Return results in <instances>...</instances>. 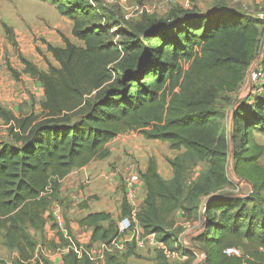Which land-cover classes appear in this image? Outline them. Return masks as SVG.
Masks as SVG:
<instances>
[{"label": "trees", "instance_id": "obj_1", "mask_svg": "<svg viewBox=\"0 0 264 264\" xmlns=\"http://www.w3.org/2000/svg\"><path fill=\"white\" fill-rule=\"evenodd\" d=\"M40 1L72 23L71 36L79 44L62 34L63 47L44 42L58 68L46 61L43 72L17 51L13 30L0 23V42L5 36L17 51L22 73L43 90L39 115L16 118L0 106V119L10 134V140L0 142V234L21 262L34 259L38 246L28 232L44 228L61 182L73 171L107 159V145L118 136L137 133L180 152L169 161L170 181L149 160L142 174L145 198L136 214L144 235L155 234L171 246L174 215H198L201 199L228 185L230 140L215 104L223 84L246 77L262 38L263 49L264 20L219 7L205 14L171 12L166 18L148 16L133 23L119 21L106 11L108 6L93 0ZM260 64L264 71V56ZM252 100L249 105L240 101L233 114L236 164L247 159L255 135H264V83ZM249 160L248 171L236 167V174L247 176L253 192L203 207V231L195 241L204 253L203 264H242L243 256L249 264H264V195L259 194H264V173L255 156ZM198 163H205L206 170L188 182V170ZM130 210L124 201L121 215ZM111 219L108 213H92L79 225L93 230L91 244L98 242L100 232L105 242L114 227ZM100 222H108V229ZM60 240L65 244L61 248L66 247L63 234ZM49 245L57 247L55 252L61 249L55 241ZM231 248L241 258L224 253ZM185 255L193 260L192 253ZM62 261L90 264L72 250Z\"/></svg>", "mask_w": 264, "mask_h": 264}, {"label": "rangeland", "instance_id": "obj_2", "mask_svg": "<svg viewBox=\"0 0 264 264\" xmlns=\"http://www.w3.org/2000/svg\"><path fill=\"white\" fill-rule=\"evenodd\" d=\"M93 1L100 6H108L109 9L106 11L110 12L119 21L122 19L133 23L140 22L142 18L148 16L166 18L171 12L175 14L182 12L205 14L217 10L216 8L219 7L225 10L249 14L253 18H258L259 14L264 15V0H179L177 3H170L167 0ZM0 23H5L13 30L17 51L25 59L33 63L38 70L43 72L47 71V62L58 68L57 63L47 53L44 42L54 45L57 40H61L60 34H66L72 42L78 44L77 40L71 36V30H69V23L71 22L67 18L62 17L54 6L40 0H0ZM262 40L260 39L257 42L255 49L256 58H254L252 66H254L255 61L261 55ZM17 51L5 36L1 37L0 106L16 118L30 114L39 115L43 99L42 87L40 84L36 85L38 82L22 73L23 66L18 59ZM263 83L264 78L262 77L259 82L251 85L249 78L247 79L246 76L240 82L223 84L220 87L215 108L223 113V128L230 140L227 163L228 185L223 190L203 197L201 199L202 207L199 208L198 215L186 216L183 215L182 211H178L174 215L173 241L172 245L167 247L173 257L166 258L162 251L150 247V251L153 253L158 250L159 264H203L204 253L198 250L195 242L203 231L205 213L203 207L215 195L231 194L243 197L253 192L254 188L248 181L247 176L242 178L236 174V167L240 171H248L252 163L249 157H256L255 164L264 173V135H255L254 148H251V152L245 155L246 160L237 164L234 160V144L231 142L235 131L233 114L236 106L240 101H245L247 105L251 104L253 97L262 92ZM8 140H10L9 126L0 119V142ZM237 143H239V140ZM107 148L110 151V156L105 160L96 161L90 172H88L89 169L73 171L72 175L67 176L61 182L59 193L50 205L46 215L47 222L44 228L38 232H28L38 246L36 247L34 259L29 262H21L17 250L7 247L3 233L0 234V260L4 264H37L38 260V264H53L55 260H59L56 264H63V256L55 252L57 247H51L49 243L56 241V246H65L64 242L60 240L61 234H68L76 241L82 240L84 233L90 236L89 239L93 237V230L90 228L75 230L70 227L72 224L79 225V221L85 216L81 212L82 207L85 205L90 209L88 204H91V207L97 210H101L103 207L111 209L110 215L114 227H111L113 229L107 241L110 239L111 242L114 239L116 240L114 246L110 247L114 250L106 252L103 256L105 263L107 264L110 259H115L117 264H122V261H125L124 264H126L125 255L136 256L140 248H136L134 242L128 240L131 239V233L120 235L118 232V224L123 219L121 206L125 201L124 180L129 175H137L140 178V182L138 181L137 184L138 190L134 205L135 209L139 210L145 191L142 174L146 171L149 160L153 159L155 161L157 172L160 176L164 177L168 173L173 176L169 161L178 157L180 152L169 149L166 143L145 140L137 133L120 135L109 143ZM206 168L207 165L205 163H198L190 168L187 172V181L193 183ZM105 170L115 173V178L108 180L105 187L106 191L114 193L112 197H109L108 194H99L97 191L100 187L97 183L102 180H92V177L89 176V173L95 174ZM86 173H88L87 176ZM65 194H72L75 199L73 201L69 200ZM259 194L260 196L264 195L263 192H259ZM98 225L103 230H107L109 223L100 222ZM115 226H117L116 235ZM101 236L100 232L97 236L98 242L93 245L90 243L91 240L90 242L87 240L79 241V244L83 247L92 248L96 252L107 242L102 241ZM184 244L192 246L193 250L186 248ZM116 246L118 248L122 246L123 249H118ZM185 252L194 255L192 261L188 260L189 256L185 255ZM238 257L241 258L240 253H238ZM247 259L243 256L242 264H249V260L246 262ZM254 263L252 262L251 264Z\"/></svg>", "mask_w": 264, "mask_h": 264}, {"label": "built area", "instance_id": "obj_3", "mask_svg": "<svg viewBox=\"0 0 264 264\" xmlns=\"http://www.w3.org/2000/svg\"><path fill=\"white\" fill-rule=\"evenodd\" d=\"M167 1L170 3H177L179 0H167ZM91 3L92 5H94L93 2ZM258 18L264 20V15L259 14ZM260 54H259L260 57L255 61L254 66H252L251 64L252 67L250 66L246 74L247 79L249 78L251 85L252 83L259 82V80L262 77L264 78V71L260 64V61L264 56V44ZM138 181L140 182V178H138L137 175H129L124 180L123 187H124L125 201L131 210L129 215L123 217V219L118 224V230H119L118 232L120 235L131 233V239L128 240L133 241L136 248H140V249H145L147 247L157 248L158 250L163 252L166 258L173 257V254L167 249V246L164 243L160 242L155 234L144 235L142 229L140 228L137 222L136 214L138 209L136 210L134 205L137 196ZM63 237L68 241L67 246L58 249L57 253H59L61 256H64L67 255L72 250L77 255L78 258L86 257L88 261L91 263H97L103 258L106 252L113 251L114 249H111L110 247L114 246L116 240V239L112 240L110 244L108 243L102 245L100 250L94 252L92 248L83 247L81 244H79V241L73 240L68 234H63ZM184 246L188 249L193 250L192 246H188L186 244H184ZM116 247L118 248V246ZM118 249H123V247L121 246ZM224 253L227 256L238 257L239 251L231 248V249H226Z\"/></svg>", "mask_w": 264, "mask_h": 264}, {"label": "crops", "instance_id": "obj_4", "mask_svg": "<svg viewBox=\"0 0 264 264\" xmlns=\"http://www.w3.org/2000/svg\"><path fill=\"white\" fill-rule=\"evenodd\" d=\"M247 15H249V14H247ZM69 25H70L69 30H71L72 29V23H69ZM70 33H71V31H70ZM64 36L71 41V39H70L69 36H67L66 34H64ZM72 43L75 44L74 42H72ZM52 46H54V47H63L62 40H57L54 43V45H52ZM36 85H39V83H36ZM95 163L96 162H94V163L92 162L89 165H87L86 167L80 169L79 171H85V170L89 169L88 172H90L92 170V167H94L93 165ZM87 174L88 173H86V176H87ZM114 174L115 173H112L110 170H105L103 172L95 173V174L89 173V176L92 177V180H94V179L95 180H100V179L102 180V181H100V182L97 183L99 185V187H100V189L97 191L99 194H108L109 197H112L114 195V193L112 191H108V190L106 191V188L105 187H106V184H107V181L108 180H110L111 178H115V175ZM70 175H72V174H70ZM172 177H173L172 174L168 173V175H166V176H164L162 178L165 181H170L172 179ZM73 190H75V189H73ZM65 196H68V199L69 200H72V201L75 199V197L72 194H68V195L65 194ZM142 198H143L142 199V201H143L144 198H145V191H144V196ZM88 205L90 206V209L88 207V208H82V210H81V212H83L85 214V216L88 215V214L100 213V212H106L108 214H111V209H107V208H104L103 207V209L97 210L95 208H92L91 207V204H88ZM70 227H71V229H75V230L76 229H78V230L79 229H81V230H84L85 229L86 230V227H80V225H75V224H72ZM85 235L86 234L84 233L83 234V237H82V240H79V241L83 242V241L87 240L88 242H90V239H89L90 236H87L86 235V237H85ZM155 251L153 253L152 251H150V248H145V249L138 250V253H136V256H133V255H125V258H126V261H127L126 264H159L158 254H157V251L158 250L156 252ZM154 254H155V256H154ZM104 259L105 258L103 257L100 261H98L95 264H106L105 261H104ZM57 261H59V260L53 261V264H56ZM109 261H111V263L117 264L116 261H115V259H110ZM109 261H108L107 264H111ZM122 262H123L122 264H124L125 261H122ZM62 263H63V261H62ZM90 264H94V263H90Z\"/></svg>", "mask_w": 264, "mask_h": 264}, {"label": "water", "instance_id": "obj_5", "mask_svg": "<svg viewBox=\"0 0 264 264\" xmlns=\"http://www.w3.org/2000/svg\"><path fill=\"white\" fill-rule=\"evenodd\" d=\"M233 195L231 194H220V195H215L213 197H211L210 201L216 200V199H221V198H225V197H232ZM209 201V202H210Z\"/></svg>", "mask_w": 264, "mask_h": 264}]
</instances>
